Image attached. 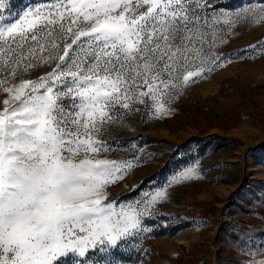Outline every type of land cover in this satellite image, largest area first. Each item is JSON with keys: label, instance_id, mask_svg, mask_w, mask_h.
<instances>
[{"label": "snow or ice", "instance_id": "1", "mask_svg": "<svg viewBox=\"0 0 264 264\" xmlns=\"http://www.w3.org/2000/svg\"><path fill=\"white\" fill-rule=\"evenodd\" d=\"M9 6L0 0V66L8 74L0 92L10 96L0 111V264H64L69 255L86 264L89 252H114L133 237L165 195L118 210L102 203L132 163L101 158L110 147L98 137L109 123L140 112L137 105L157 102L156 115L166 114L158 101L181 77L187 84L212 71L203 64L219 59L209 43L219 17H209L202 0H61L14 22L4 15ZM54 32L63 54L40 57L55 62L53 70L24 79L18 70L35 67L37 52L30 46L25 53V42L39 44L42 33Z\"/></svg>", "mask_w": 264, "mask_h": 264}, {"label": "rangeland", "instance_id": "2", "mask_svg": "<svg viewBox=\"0 0 264 264\" xmlns=\"http://www.w3.org/2000/svg\"><path fill=\"white\" fill-rule=\"evenodd\" d=\"M60 2L10 0L4 15L10 13L14 22L28 10L46 12ZM202 2L207 15L220 21L209 40L219 59L203 64L212 71L187 84L181 77L158 101L166 114L156 115L157 102L137 105L140 112L109 123L98 137L110 147L101 158L132 163L107 186L102 203L113 202L118 210L146 202L157 191L165 195L142 216V228L133 237L114 252H89L86 264H264V3ZM62 22L67 28L68 21ZM39 44L25 42V53L30 46L37 52L31 58L35 67L18 70L24 79L35 81L53 70L55 62L45 64L40 57L63 54L64 40L56 32L42 33ZM6 75L0 66V80ZM9 98L0 92V111ZM189 170L196 175L181 179ZM64 264H78L77 257L69 255Z\"/></svg>", "mask_w": 264, "mask_h": 264}]
</instances>
